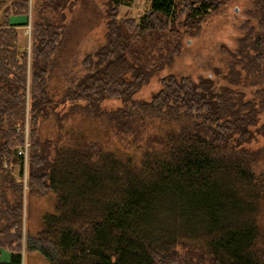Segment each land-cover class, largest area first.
Here are the masks:
<instances>
[{
	"label": "trees",
	"instance_id": "obj_1",
	"mask_svg": "<svg viewBox=\"0 0 264 264\" xmlns=\"http://www.w3.org/2000/svg\"><path fill=\"white\" fill-rule=\"evenodd\" d=\"M124 2L111 0L108 43L54 101L51 65L73 2L0 0V172L19 165L22 196L29 116L26 192L52 194L55 206L33 234L21 203L0 194V264L32 252L50 264H264V150L251 148L264 138V0L260 31L240 39L227 72L165 77L148 100L136 96L179 51L178 27H199L225 0H152L139 21L119 19ZM18 17H31L30 53ZM58 106L70 108L65 120L80 117L76 127L41 139L39 120Z\"/></svg>",
	"mask_w": 264,
	"mask_h": 264
},
{
	"label": "rangeland",
	"instance_id": "obj_2",
	"mask_svg": "<svg viewBox=\"0 0 264 264\" xmlns=\"http://www.w3.org/2000/svg\"><path fill=\"white\" fill-rule=\"evenodd\" d=\"M71 1L74 5L65 8V17L62 22L63 35L51 65L49 89L50 92L54 93V101L61 99L60 96L65 91V87L69 85V81H77L88 72L85 66L88 63V57L101 50L108 43L107 35L110 32L109 12L116 9L111 6V0ZM151 1L125 0L124 4L118 6L119 19L139 21L150 11ZM257 15L258 10L255 0H225L219 8L213 10L200 23L199 27L192 29L178 27L179 33L176 32L172 36L175 41H180L179 51L174 54L165 68L140 90L136 96L137 99H150L151 95L161 88L160 81L171 75L190 82H199L201 78L216 75V70L227 72L230 69L231 60L232 62L235 60L233 55L238 53L240 39L251 32H255L253 33L255 35L260 31ZM10 22L18 25V30L23 35L21 50L30 53L31 17L27 19L25 17L11 18ZM124 32L126 34L127 31L124 30ZM220 82L223 83L224 80H220ZM257 89L258 87H252L250 91L253 92ZM248 96L250 97L251 94L249 93ZM119 105V102L114 101L104 104L109 109H116ZM69 109L68 107L63 109L62 106H58L57 109L55 107V111H53L54 109L51 111L54 115L39 120L38 127L41 139L47 136L56 137L60 132H71L76 127L79 116L73 115V119L70 117V119L65 120V114L69 112ZM58 118H63L62 123L59 122ZM63 124L64 127L61 129ZM94 125L88 123L87 127L89 126L90 131L92 130L99 140L106 142L109 148L114 145H121L120 140L115 137L109 139L110 143H108V137H112L113 134L110 133L105 136L106 128L100 127V125L95 128ZM26 126H28L30 138L29 116L26 117ZM77 128L79 127L77 126ZM251 148L264 150V138L262 137L252 144ZM28 156H30V150ZM260 169H264L263 163L260 165ZM19 171V165L12 164L10 167L11 175H8L5 171L0 172V194L6 193V205L9 207L21 203L24 226L27 229L25 231L36 234L41 229L40 221L43 215L53 213L55 210L54 196L52 194L48 196H30L26 192L27 187H25L24 178L25 192L23 191L21 196L20 190L12 183V179L15 182L20 180ZM27 173L28 162L25 175ZM3 223L4 220L0 217V227ZM23 263L50 264L38 252L24 253Z\"/></svg>",
	"mask_w": 264,
	"mask_h": 264
},
{
	"label": "built area",
	"instance_id": "obj_3",
	"mask_svg": "<svg viewBox=\"0 0 264 264\" xmlns=\"http://www.w3.org/2000/svg\"><path fill=\"white\" fill-rule=\"evenodd\" d=\"M24 135H25V139H24V145L22 148H20L18 155L22 156L24 158L25 161V174H26V166H27V162H28V153L31 147V143H30V138H29V130H28V126L24 127ZM24 181L25 183V187L27 186V175L24 176Z\"/></svg>",
	"mask_w": 264,
	"mask_h": 264
},
{
	"label": "crops",
	"instance_id": "obj_4",
	"mask_svg": "<svg viewBox=\"0 0 264 264\" xmlns=\"http://www.w3.org/2000/svg\"><path fill=\"white\" fill-rule=\"evenodd\" d=\"M12 24H14V23H12Z\"/></svg>",
	"mask_w": 264,
	"mask_h": 264
}]
</instances>
